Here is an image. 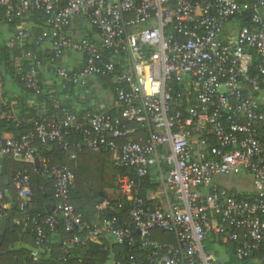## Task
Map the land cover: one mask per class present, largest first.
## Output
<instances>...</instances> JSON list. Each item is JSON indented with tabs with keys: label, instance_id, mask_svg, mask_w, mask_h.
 Wrapping results in <instances>:
<instances>
[{
	"label": "built area",
	"instance_id": "1",
	"mask_svg": "<svg viewBox=\"0 0 264 264\" xmlns=\"http://www.w3.org/2000/svg\"><path fill=\"white\" fill-rule=\"evenodd\" d=\"M0 12L18 20L16 40L46 46L62 89L121 70L114 91H104L106 110L79 116L53 99L55 111L33 119V130L0 138V161L38 160L53 182L54 210L29 216L30 174L14 177L23 215L16 225L34 235L35 254L44 252L63 215L71 233L60 238L63 254L109 239L127 246L130 257L106 264H219L215 246L227 255L232 248L236 261L264 264V0H0ZM35 13L47 18L49 30L32 37L21 21ZM71 51L73 64L60 65ZM24 57L34 63L18 64L16 76L38 96L41 63L30 52ZM3 84L0 75V119L17 122ZM50 144L109 152L119 170L118 207L129 204V223L104 199L97 209L116 213L96 227L85 224L70 203L72 168L50 165L38 153L37 145ZM241 175L252 177L245 198L213 182ZM3 197L0 191V204ZM153 231L175 242L155 241Z\"/></svg>",
	"mask_w": 264,
	"mask_h": 264
},
{
	"label": "trees",
	"instance_id": "2",
	"mask_svg": "<svg viewBox=\"0 0 264 264\" xmlns=\"http://www.w3.org/2000/svg\"><path fill=\"white\" fill-rule=\"evenodd\" d=\"M80 20L84 21L81 18ZM21 22L25 26L33 22L31 27L32 37L49 30L47 18L41 13L32 14ZM16 23H18V20L8 22L4 18L3 13L0 12V27L5 26L8 33L13 35L9 40L0 39V75L15 84L19 93L12 100L17 122L0 119V138L4 134L18 138L33 130V119L42 113L50 115L55 111L53 99H57L61 107L76 112L79 116H82L87 111H96L89 107H82L84 97L87 96L89 89L92 87L93 90H96L94 86L90 87L92 85L91 80L85 87L69 86L67 89H62L55 75L56 68L47 64V56L44 54V52L46 53V46L35 45L34 39L16 40L14 38ZM248 23V20H242L241 22L242 25H247ZM84 31L86 30L83 29L82 32ZM91 36L89 35V39H92ZM10 41H13L11 47L9 46ZM27 52L36 56L41 63L38 73L42 93L38 96H34L16 76V66L18 64L23 68H27L32 62L34 63V60L24 57ZM120 71L117 69L115 74L109 78L95 77L94 84H97L102 91L112 93L115 87L114 79ZM263 87L264 85L261 86V88ZM51 95L55 98L50 97ZM72 96L78 99L79 108L76 107L74 98L71 99ZM29 98L32 99L31 102H29ZM37 149L41 156L49 159L50 165L69 166L72 168L74 183L70 193V203L82 215V221L85 224L96 227L103 219L110 218L116 213L108 209L102 211L97 209L101 192L105 194L104 199H108L111 205L117 209V212L119 211L116 216L121 221L129 223V204L124 203L122 209L118 207V203L122 201L115 186V178L119 170L114 166L109 152H76L74 148L70 147L64 150L56 144L48 146L37 145ZM74 153L76 154V159L72 160L71 155ZM24 171L28 172L31 177L32 204L27 209V215L45 217L49 214L47 213V207L58 204V200L54 195L53 182L44 178V174L36 164L18 162L11 157L4 159V171L0 174V191L4 192L0 212V264H106L112 261L129 260L128 247L113 244L109 239H105L101 245L89 243L86 246L73 248L68 254L61 253L59 250L60 238H67L71 234L64 230V219L60 220L56 232L50 236V242L44 252L35 254L34 235L30 231L23 230L22 227L16 225V221L22 218L23 215L19 212L20 200L14 185V177L17 172ZM4 177H7V181H5ZM142 184L144 187L140 194L145 197L146 190L150 187L149 179H145ZM231 192L235 193L234 190H231ZM238 196L245 198L247 195L239 194ZM134 235L137 238L135 232ZM151 237L159 242L171 244L175 242L173 235L161 231L151 232ZM15 244H19V247L15 248ZM228 253L233 255V249L229 248ZM251 260L244 262L250 264L252 263Z\"/></svg>",
	"mask_w": 264,
	"mask_h": 264
},
{
	"label": "rangeland",
	"instance_id": "3",
	"mask_svg": "<svg viewBox=\"0 0 264 264\" xmlns=\"http://www.w3.org/2000/svg\"><path fill=\"white\" fill-rule=\"evenodd\" d=\"M1 39V37H0ZM74 56V53H71ZM64 65H68L67 56L62 59ZM61 63V61H60ZM108 94L101 90L98 87L96 90H93L91 87L87 93V96L84 97V102L82 107H89L96 111H104L108 108ZM76 107H80L76 104ZM213 182L221 185V187L227 190H234L239 194H251L253 192L252 187V177L250 175H241V176H233V177H214ZM215 250L217 251V259L219 264H248L245 262L236 261L231 255H227L224 252V249L219 246H215ZM256 264V263H250Z\"/></svg>",
	"mask_w": 264,
	"mask_h": 264
},
{
	"label": "crops",
	"instance_id": "4",
	"mask_svg": "<svg viewBox=\"0 0 264 264\" xmlns=\"http://www.w3.org/2000/svg\"><path fill=\"white\" fill-rule=\"evenodd\" d=\"M32 25H33V22L29 23L26 27L28 29L32 30V28H31ZM12 36H13L12 34L8 33V30H7V28L5 26H1L0 27V37L1 38H5V39L9 40ZM71 53H73V51L69 52L66 55L67 56V61H68V66L73 64V62L75 61L74 57H73V55H71ZM61 63L63 64L64 62L61 61ZM91 82H92V85H90V87L94 86L95 89H97L99 87L97 84H94V80H91ZM18 94L19 93H18V89H17L16 85L13 84L9 79L5 78L4 79V84H3V98L14 107V103L12 102V100L14 98H16ZM71 99H73L74 102L77 104L78 99H76L73 96H72ZM28 100H29V102H31L32 99L29 98ZM108 105H109V102H108ZM14 160L20 162L17 159H14ZM24 163H30V162H24ZM3 171H4V160L0 161V174L3 173ZM4 179H5V181H7V177H4ZM0 217H1V214H0ZM14 246H15V248H17V247H19V244H15Z\"/></svg>",
	"mask_w": 264,
	"mask_h": 264
},
{
	"label": "water",
	"instance_id": "5",
	"mask_svg": "<svg viewBox=\"0 0 264 264\" xmlns=\"http://www.w3.org/2000/svg\"><path fill=\"white\" fill-rule=\"evenodd\" d=\"M35 164H36L37 167L39 166L38 160L35 161ZM44 178L46 180L49 179L48 176H45ZM104 198H105V194L101 192L100 193V198L98 200V203L101 204L103 202ZM53 210H54V206L53 205H50V206L47 207V213H51ZM0 212H1V204H0ZM59 219H61V220L64 219V216L63 215H60L59 216Z\"/></svg>",
	"mask_w": 264,
	"mask_h": 264
}]
</instances>
